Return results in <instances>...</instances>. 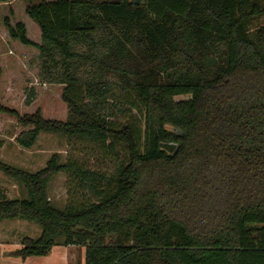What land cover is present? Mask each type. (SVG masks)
Returning <instances> with one entry per match:
<instances>
[{
  "label": "trees",
  "instance_id": "obj_1",
  "mask_svg": "<svg viewBox=\"0 0 264 264\" xmlns=\"http://www.w3.org/2000/svg\"><path fill=\"white\" fill-rule=\"evenodd\" d=\"M25 13L40 42L25 22L4 23L13 39L40 51V78L62 86L67 118H47L40 108L21 114L0 97V120L16 119L25 148L48 132L102 149L122 142L129 160L102 189L93 184L96 173L60 163L58 153L36 172L0 161L27 191L26 198L0 199V222L41 227L11 255L45 256L64 237L67 245L91 240L85 264H264V24L251 28L264 17V2L41 0L27 3ZM81 62L91 64L89 80L76 74ZM110 75L158 115L143 150L131 126L114 127L112 111L97 117L73 98V85L85 83L89 100L105 107ZM62 171L97 200L56 208L47 187ZM108 235L127 242L105 245Z\"/></svg>",
  "mask_w": 264,
  "mask_h": 264
},
{
  "label": "rangeland",
  "instance_id": "obj_2",
  "mask_svg": "<svg viewBox=\"0 0 264 264\" xmlns=\"http://www.w3.org/2000/svg\"><path fill=\"white\" fill-rule=\"evenodd\" d=\"M12 4L0 3V67L2 68L0 82L1 102L9 107L16 108L21 114L33 113L40 108L47 118L66 119L68 108L61 101L62 86L45 84L40 78L43 60L40 51L34 46L24 45L13 39L4 23V18L9 17L12 25L23 21L27 25L30 39L40 42L41 36L37 25L25 13L27 3L40 2L41 0H12ZM264 2V0H262ZM264 24V17L255 18L251 28L256 29ZM138 31L133 30L131 37ZM80 51L87 50L84 45H77ZM90 63L81 62L76 74L80 81L89 80L92 75ZM110 92L107 96L106 106L92 103L86 94L87 84L73 85V98L86 110L97 117H104L109 111L113 112L110 118L116 129L129 125L137 133L141 150L146 145V131L159 126L158 115L146 107L139 96L129 86H126L119 77H107ZM34 90V91H33ZM33 92V93H32ZM180 98H189L181 96ZM30 100L31 105L26 103ZM22 127L16 119L8 116L0 120V161L21 168L28 172H36L46 166L53 154L60 155V163L71 161L81 166L84 170L96 173L93 184L96 188H106L109 181L115 178L116 170L122 163L129 160L127 145L122 142L114 144L113 149H102L99 145L87 140L80 141L65 135L42 132L35 144L30 148L22 147L16 140ZM167 129H172L166 126ZM89 187H83L81 181L74 174L62 171L55 174L47 187L50 202L59 209L70 205H80L87 201H96L94 193ZM26 188L15 179L7 176L0 170V199L26 198ZM41 227L34 222L22 219H5L0 222V251L8 252L22 244L24 237L38 238ZM127 242L123 235H108L102 239L105 245L117 241ZM75 242L67 245L65 238H58L55 245L45 256L33 257L28 261H18V264H85L86 245ZM16 263V264H17ZM0 264L4 263L0 259Z\"/></svg>",
  "mask_w": 264,
  "mask_h": 264
},
{
  "label": "crops",
  "instance_id": "obj_3",
  "mask_svg": "<svg viewBox=\"0 0 264 264\" xmlns=\"http://www.w3.org/2000/svg\"><path fill=\"white\" fill-rule=\"evenodd\" d=\"M22 247V244L20 243L18 246H16V248H13V250L11 251H8V252H3V251H0V259L2 261H4V263H14L16 264L18 261H15V260H21V261H28V260H31V258L33 257H27L26 259H22V258H19V257H15V256H12L11 255V252ZM18 264V263H17Z\"/></svg>",
  "mask_w": 264,
  "mask_h": 264
},
{
  "label": "water",
  "instance_id": "obj_4",
  "mask_svg": "<svg viewBox=\"0 0 264 264\" xmlns=\"http://www.w3.org/2000/svg\"><path fill=\"white\" fill-rule=\"evenodd\" d=\"M138 2V1H137Z\"/></svg>",
  "mask_w": 264,
  "mask_h": 264
}]
</instances>
